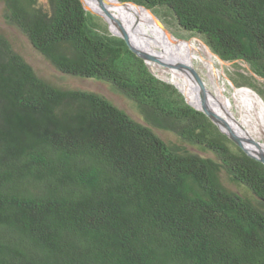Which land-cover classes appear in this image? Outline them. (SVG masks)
<instances>
[{
    "label": "trees",
    "instance_id": "obj_1",
    "mask_svg": "<svg viewBox=\"0 0 264 264\" xmlns=\"http://www.w3.org/2000/svg\"><path fill=\"white\" fill-rule=\"evenodd\" d=\"M0 1L60 72L113 84L143 118L40 76L0 31V264H264L263 162L81 0ZM121 1L264 78V0Z\"/></svg>",
    "mask_w": 264,
    "mask_h": 264
},
{
    "label": "rangeland",
    "instance_id": "obj_2",
    "mask_svg": "<svg viewBox=\"0 0 264 264\" xmlns=\"http://www.w3.org/2000/svg\"><path fill=\"white\" fill-rule=\"evenodd\" d=\"M127 7V6H125ZM123 7V8H125ZM92 11L88 10L92 14L102 18V22L108 24V27L110 28L111 32L115 35H117L119 32H123L126 35H130L127 33L124 29V26L127 24V19L132 18L136 20V22L140 19L144 21L145 23H149L146 19H144L142 16H136V15H128L126 12H130L127 9H121V12H119L116 9H110L106 8L108 12H111L109 15L113 19L115 26L111 27L110 23L99 13V10H96L95 6L93 8H90ZM131 9H137V8H131ZM151 10V9H150ZM152 11V10H151ZM153 12V11H152ZM101 13V12H100ZM153 14L159 18L160 22L165 25V27L171 32V34L179 39L185 41H194L197 46L201 48L202 54L208 58L209 60H213L215 63V66L219 70L218 74V81L220 84L224 85L226 90L225 94L228 95L232 100V110L235 113L236 117H240V109L237 106V103L234 98V92L237 89L241 88H247L251 91L258 94L264 101V78L259 77L255 75L250 66L243 62V61H236V62H229L222 60L219 56H217L215 53L212 52V50L209 48V46L206 45V43L199 37L193 36L192 34L188 33L187 31L181 30L173 21V19H165L164 16H160L158 13V16L155 12ZM163 18V19H162ZM105 19V20H104ZM149 19V18H147ZM150 20V19H149ZM152 25L151 23H149ZM148 24V25H149ZM155 25V24H154ZM153 26V25H152ZM154 28L157 26H153ZM135 28V27H134ZM136 30L138 31L137 27ZM158 33L160 32L157 28ZM0 31L11 41L13 47L16 51H18L21 55L25 57V59L34 67V69L37 71V73L44 77L45 79L51 81L52 83L61 86L63 88H69V89H84V90H90L97 92L99 94H102L106 96L108 99H110L112 102H114L117 106L121 107L122 109L126 110L133 118H135L138 121L143 122L142 115L140 113L138 105L128 98L123 92L118 90L113 84L102 81V80H96V79H88V78H81L75 75L65 74L60 72L52 63L49 61L46 57H44L41 53H39L36 49L33 48L31 43L29 42L26 35L14 24L10 23L5 16V4L4 2L0 1ZM139 32V31H138ZM160 34V33H159ZM132 35V34H131ZM130 35V36H131ZM134 35V34H133ZM154 37V34H153ZM169 39V38H168ZM153 41L152 47H146L148 50L152 48L156 52H160L162 55L157 56L163 57V52L165 50L164 47V41L162 42L163 45H160L159 43L155 42L154 39H151ZM213 53V54H212ZM212 57H211V56ZM172 57L174 59V55L172 54ZM160 58V59H162ZM180 58L184 59L185 56L180 53ZM162 59V60H164ZM168 59V58H167ZM166 61V60H165ZM178 63V62H177ZM151 71L157 75L159 78L173 83L180 92L185 96L186 100L192 101V98L188 96L187 89L186 91L183 90L179 85V79L174 77L173 69H178L179 71L184 74L190 81L192 85L195 86L197 91L199 92L196 84L189 78V76L180 68V67H170L167 65H164L158 61L151 60L148 63ZM193 68L198 72L200 75L205 90L210 93L215 98V90L214 85L212 83L211 78V72L209 71L208 67L205 63L201 61H196L192 65ZM239 73L244 74L246 77L249 78L251 82L247 83L250 87H238L237 85L241 84L240 78L238 76ZM175 78V79H174ZM252 87V88H251ZM200 94V93H199ZM201 96V95H200ZM202 99V98H201ZM210 104V103H208ZM201 105V104H200ZM210 106H212L210 104ZM213 108V107H212ZM262 133L258 134L256 136L257 143H264V126H261ZM156 132L160 134L163 138L166 140L175 142V143H181L179 138L171 131L168 130H162V129H156ZM246 138V137H245ZM246 144L250 145L251 143L246 142ZM253 146H256L254 144H251ZM261 148H264L260 144ZM191 149L201 152L204 155H208L204 153L202 150H200L198 147H190ZM227 182V181H226Z\"/></svg>",
    "mask_w": 264,
    "mask_h": 264
},
{
    "label": "bare ground",
    "instance_id": "obj_3",
    "mask_svg": "<svg viewBox=\"0 0 264 264\" xmlns=\"http://www.w3.org/2000/svg\"><path fill=\"white\" fill-rule=\"evenodd\" d=\"M84 3L88 9L93 8V6H95V8H97L96 10H99L101 14H108V15L111 13L107 11L108 8L116 9L119 12H121V9L128 8V10L131 11V13L126 12V14L136 15L138 17L142 16L153 26L156 25L160 31L159 32L160 34L158 33L156 27L154 28L149 23H145L144 21H142V19L136 22V20L129 18L127 19V24L124 26L125 31L130 35L132 34L131 37L134 40L135 44L154 56H157L156 54L161 56L162 54L160 52L154 51L152 48L148 50L146 45L148 47H152L153 41H151V39H154V41L159 43L160 45H163L162 42L164 41L165 50L163 52V57L166 58L164 59L160 57L164 60L183 63L191 67L193 63H195L197 60L205 63L209 71L211 72L212 83L214 85V90H215L214 93L215 98L205 90L206 102L207 104L210 103L212 105L210 106V104H208V106L234 132L238 133L243 137L250 138L256 141V136L262 133L261 126H264L263 99L258 94L247 88H241L235 90L234 98L237 103V106L240 109V117L237 118L232 110L233 102L231 98L225 94V90H226L225 86L220 84L218 81V74L220 69L219 70L217 69L213 60L212 61L209 60L202 54L201 48L197 46L194 41L184 42V40H179L175 38L171 34V32L162 25L159 18H157L149 8L135 4L133 2L121 3L119 0H84ZM131 8H137V9H131ZM100 12H96V13H100ZM147 18H149L150 20ZM110 25L111 27H114L115 26L114 21H112ZM136 27L139 32L136 30ZM180 53H182V55L185 56L184 59L180 58ZM172 54L174 55V59L172 57ZM180 68L194 82L189 70L185 67H180ZM173 73H174V77L179 79L178 85L185 91L187 89L188 96H190L192 98V101L197 105L194 104L193 102H190L189 100L188 101L193 105L200 107L201 106L200 104L202 103V99L199 94L200 91L199 92L197 91L195 86L190 83L189 79L179 71V68L173 69ZM260 144L264 147V143H260ZM246 145L248 149L255 155H259V153H261L262 150H264V148H261L260 146H253L251 144L250 145L246 144Z\"/></svg>",
    "mask_w": 264,
    "mask_h": 264
},
{
    "label": "water",
    "instance_id": "obj_4",
    "mask_svg": "<svg viewBox=\"0 0 264 264\" xmlns=\"http://www.w3.org/2000/svg\"><path fill=\"white\" fill-rule=\"evenodd\" d=\"M82 3L84 4V7L86 10H90L88 9L84 3V0H81ZM121 3H131V2H124L119 0ZM136 4V3H135ZM94 12V11H92ZM101 14V13H99ZM110 24L112 23V19L110 18V16L108 14H101ZM162 23V21H161ZM162 25L165 27V25L162 23ZM166 28V27H165ZM117 36H120L122 38H124L131 46V48L133 49V51H135V53L140 56L141 58H143L147 64L149 63V61L151 60H155L158 61L164 65L170 66V67H185L189 70L193 80L195 81V83L198 86V89L200 91V95L202 98V103L200 107H197L195 105H193L192 103H190L188 100V103L190 105H192L194 108L204 112L216 125H218L221 129V131L223 133H225L231 140H233L236 144H238L242 149H244L251 157L261 161L264 163V150H262L261 153H259V155H255L253 154L247 147V145L245 144L246 142H249L251 144H254L256 146H260L259 143L255 142L253 139L250 138H245L241 135H239L238 133L234 132L227 124H225L223 122V120L214 112L210 109V107L208 106L207 102H206V94H205V89L203 86V81L200 77V75L198 74V72L195 70V68L189 66V65H185L183 63H177V62H172V61H165L160 59L157 56H154L150 53H148L147 51L143 50L142 48H140L139 46H137L134 42V40L132 39V37L130 35H126L123 32H119L117 34Z\"/></svg>",
    "mask_w": 264,
    "mask_h": 264
}]
</instances>
